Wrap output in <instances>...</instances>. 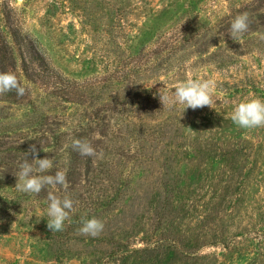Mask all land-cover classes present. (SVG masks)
Wrapping results in <instances>:
<instances>
[{
    "label": "rangeland",
    "instance_id": "374dc122",
    "mask_svg": "<svg viewBox=\"0 0 264 264\" xmlns=\"http://www.w3.org/2000/svg\"><path fill=\"white\" fill-rule=\"evenodd\" d=\"M5 73L23 94L0 90V264H264V127L231 120L264 100V0H0ZM209 79L211 106L170 103ZM32 145L66 187L14 191ZM49 193L74 201L62 231Z\"/></svg>",
    "mask_w": 264,
    "mask_h": 264
},
{
    "label": "clouds",
    "instance_id": "9594fccd",
    "mask_svg": "<svg viewBox=\"0 0 264 264\" xmlns=\"http://www.w3.org/2000/svg\"><path fill=\"white\" fill-rule=\"evenodd\" d=\"M249 28V18L247 13L238 15L230 26V36L235 40L244 34ZM16 88L18 95L23 94V89L19 87L15 77L11 74H0V90H11ZM216 88L214 80L190 81L181 84L174 90V99L170 103L185 105V109H197L204 106H211L213 92ZM163 99V98H162ZM233 124L241 129H252L264 127V100L253 99L238 104L231 116ZM73 148L82 156H94L96 150L87 140H75ZM33 159L27 158L19 165L14 191L25 194H39L45 186L55 187L57 185L66 187L67 179L64 171H56L54 174H44L53 168V161L49 158L38 159L36 146H31ZM46 208L47 227L52 232L62 231L65 222L69 219V214L73 211L74 201L68 197L59 198L49 193ZM103 223L96 219H83L80 232L84 235L95 237L103 230Z\"/></svg>",
    "mask_w": 264,
    "mask_h": 264
},
{
    "label": "trees",
    "instance_id": "16d2710c",
    "mask_svg": "<svg viewBox=\"0 0 264 264\" xmlns=\"http://www.w3.org/2000/svg\"><path fill=\"white\" fill-rule=\"evenodd\" d=\"M37 55H38V53H37Z\"/></svg>",
    "mask_w": 264,
    "mask_h": 264
}]
</instances>
